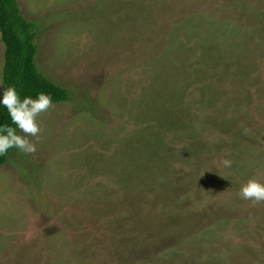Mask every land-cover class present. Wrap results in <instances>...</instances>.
Listing matches in <instances>:
<instances>
[{"label": "rangeland", "instance_id": "374dc122", "mask_svg": "<svg viewBox=\"0 0 264 264\" xmlns=\"http://www.w3.org/2000/svg\"><path fill=\"white\" fill-rule=\"evenodd\" d=\"M18 1L71 100L0 166V264H264V0Z\"/></svg>", "mask_w": 264, "mask_h": 264}, {"label": "trees", "instance_id": "16d2710c", "mask_svg": "<svg viewBox=\"0 0 264 264\" xmlns=\"http://www.w3.org/2000/svg\"><path fill=\"white\" fill-rule=\"evenodd\" d=\"M0 31L5 44V64L2 79L3 90L15 86L21 98H36L40 92L52 96V102L71 100V92L43 74L36 62L38 54V26L27 19L18 0H0ZM0 124L11 125L7 109L0 106ZM14 127V125H12ZM19 131V130H18ZM16 149L0 156V166L9 161Z\"/></svg>", "mask_w": 264, "mask_h": 264}, {"label": "clouds", "instance_id": "9594fccd", "mask_svg": "<svg viewBox=\"0 0 264 264\" xmlns=\"http://www.w3.org/2000/svg\"><path fill=\"white\" fill-rule=\"evenodd\" d=\"M0 106L7 109L11 118V125L0 124V156L5 155L10 149H19L25 154L35 153L37 146L28 137L38 138L42 130V121L38 118L53 106L52 96L40 92L36 98L32 96L21 98L16 87L11 86L3 90ZM221 163L224 167L231 168L233 161L224 159ZM239 195L253 203L264 202V183L250 179L241 187Z\"/></svg>", "mask_w": 264, "mask_h": 264}]
</instances>
